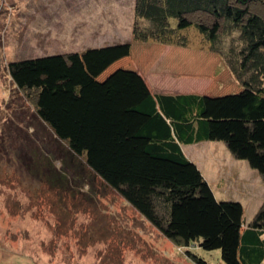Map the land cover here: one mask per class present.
<instances>
[{"label": "trees", "instance_id": "obj_1", "mask_svg": "<svg viewBox=\"0 0 264 264\" xmlns=\"http://www.w3.org/2000/svg\"><path fill=\"white\" fill-rule=\"evenodd\" d=\"M133 12L134 43L217 53L241 90L158 94L138 71L106 74L126 44L12 60L13 84L85 173L173 244L219 251L222 264H264V202L246 225L242 203L217 199L184 152L223 142L264 179V0H134ZM61 179L50 181L60 202L76 199L78 189Z\"/></svg>", "mask_w": 264, "mask_h": 264}, {"label": "rangeland", "instance_id": "obj_2", "mask_svg": "<svg viewBox=\"0 0 264 264\" xmlns=\"http://www.w3.org/2000/svg\"><path fill=\"white\" fill-rule=\"evenodd\" d=\"M133 11L134 0H0V264H195L188 252L222 264L219 251L173 244L86 174L9 76L12 60L126 44V54L106 74L138 71L158 94L241 90L217 53L134 43ZM184 152L199 163L217 199L242 203L249 225L264 202L263 177L223 142L185 146ZM58 178L76 187L83 203L69 195L60 202L50 186Z\"/></svg>", "mask_w": 264, "mask_h": 264}, {"label": "crops", "instance_id": "obj_3", "mask_svg": "<svg viewBox=\"0 0 264 264\" xmlns=\"http://www.w3.org/2000/svg\"><path fill=\"white\" fill-rule=\"evenodd\" d=\"M63 52H66V51H63ZM75 52H76V51H75ZM78 52H80V51H78ZM81 52H82V51H81ZM194 145L197 146V144H194ZM190 160H192L193 162H195V163L197 164V166L200 167L199 163H198L196 160L192 159V157H190Z\"/></svg>", "mask_w": 264, "mask_h": 264}]
</instances>
